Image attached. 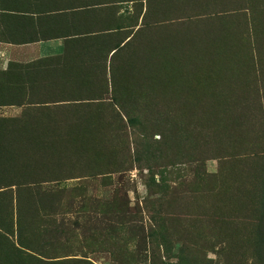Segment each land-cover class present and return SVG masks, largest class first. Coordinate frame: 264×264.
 Returning <instances> with one entry per match:
<instances>
[{
	"label": "rangeland",
	"instance_id": "rangeland-1",
	"mask_svg": "<svg viewBox=\"0 0 264 264\" xmlns=\"http://www.w3.org/2000/svg\"><path fill=\"white\" fill-rule=\"evenodd\" d=\"M131 1L112 58L0 70V264H264V0Z\"/></svg>",
	"mask_w": 264,
	"mask_h": 264
},
{
	"label": "crops",
	"instance_id": "crops-1",
	"mask_svg": "<svg viewBox=\"0 0 264 264\" xmlns=\"http://www.w3.org/2000/svg\"><path fill=\"white\" fill-rule=\"evenodd\" d=\"M131 0H0V70L59 60L78 68L122 43ZM117 40L119 42L117 43Z\"/></svg>",
	"mask_w": 264,
	"mask_h": 264
},
{
	"label": "trees",
	"instance_id": "trees-1",
	"mask_svg": "<svg viewBox=\"0 0 264 264\" xmlns=\"http://www.w3.org/2000/svg\"><path fill=\"white\" fill-rule=\"evenodd\" d=\"M118 48V47H117ZM117 51H118V49H117ZM116 51V52H117ZM115 52V53H116ZM115 55V54H114ZM17 65H19V64H16L15 65V67L13 68V69H8V70H3V71H1V74H2V76L5 78H7V80H8V83L9 84H15L13 81H10L9 80V76H11V75H13L14 74V69L17 67ZM28 66H29V64H28ZM18 102H20L19 100H14V99H11V98H6V97H4V98H0V105H10V104H18ZM19 252H21V251H19Z\"/></svg>",
	"mask_w": 264,
	"mask_h": 264
}]
</instances>
